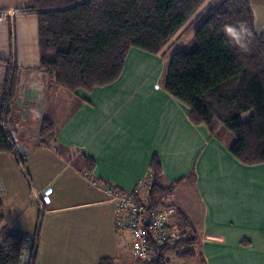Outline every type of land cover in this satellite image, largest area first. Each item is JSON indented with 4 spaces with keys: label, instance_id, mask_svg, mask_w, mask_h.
Returning <instances> with one entry per match:
<instances>
[{
    "label": "crops",
    "instance_id": "0c3cea01",
    "mask_svg": "<svg viewBox=\"0 0 264 264\" xmlns=\"http://www.w3.org/2000/svg\"><path fill=\"white\" fill-rule=\"evenodd\" d=\"M249 2L261 36L264 0ZM28 7L29 0H0L2 69L17 65L12 133L29 147L25 155L14 147L20 159L0 154V201L8 233L38 236L35 264H137L109 190L138 186L154 158L164 186H174L164 204L189 219L205 264H264V164L244 165L205 125L192 123L189 108L162 86L164 58L130 51L109 86L74 95L57 87L40 70L38 17ZM45 119L54 135L43 144L32 134Z\"/></svg>",
    "mask_w": 264,
    "mask_h": 264
},
{
    "label": "trees",
    "instance_id": "16d2710c",
    "mask_svg": "<svg viewBox=\"0 0 264 264\" xmlns=\"http://www.w3.org/2000/svg\"><path fill=\"white\" fill-rule=\"evenodd\" d=\"M214 4L215 8L194 35L196 48L191 52L178 51L166 63L162 86L189 108L192 123L205 125L211 135L227 144L238 161L247 166L261 165L264 164V33L258 36L255 32L249 0H29L28 11L38 17L40 70L57 87L74 95L118 81L134 48L164 58ZM240 22L247 26L251 37L246 50L227 43L226 29ZM4 65L0 60V86L8 73L5 67L2 69ZM17 87L15 78L13 99ZM4 110L2 96L0 154L11 153L18 140L10 132L14 110L10 116V135L4 134ZM246 114L250 115L244 120ZM223 128L233 141L227 140ZM53 135L54 124L42 120L39 142L46 144ZM86 163L87 171L92 173L93 162L86 160ZM149 176L153 186L147 202L165 205L163 198L174 186H164L158 158L153 159ZM175 227L180 235L172 246L154 247L156 259L151 263L140 262L133 256L137 264H167L166 255L172 253L183 261L205 264L198 234L179 210ZM0 239V264H23L28 237L7 232L1 201ZM99 264L115 263L106 258Z\"/></svg>",
    "mask_w": 264,
    "mask_h": 264
},
{
    "label": "built area",
    "instance_id": "2783aa9c",
    "mask_svg": "<svg viewBox=\"0 0 264 264\" xmlns=\"http://www.w3.org/2000/svg\"><path fill=\"white\" fill-rule=\"evenodd\" d=\"M7 65L8 73L4 75L0 86V97L5 98V110L2 120L4 134L8 137V129L12 127L10 116L13 111L12 89L17 68L14 60ZM159 88V85L156 86ZM29 109L22 113V125L27 124ZM40 124L33 136V141H39ZM14 125V124H13ZM13 154L20 157L12 148ZM153 179L148 176L143 182L130 190H109L110 197L116 206V227L131 233L133 239V256L143 263H151L156 259L154 247L172 246L179 238L180 232L175 227L177 209L170 205H151L147 201L152 190ZM1 193V191H0ZM1 197V194H0ZM44 204H50V198L45 196ZM149 219L148 225L145 224ZM38 247V236L27 239L23 264H35Z\"/></svg>",
    "mask_w": 264,
    "mask_h": 264
},
{
    "label": "rangeland",
    "instance_id": "374dc122",
    "mask_svg": "<svg viewBox=\"0 0 264 264\" xmlns=\"http://www.w3.org/2000/svg\"><path fill=\"white\" fill-rule=\"evenodd\" d=\"M218 1H221V0H218ZM255 1V0H254ZM257 3L259 2V0H256ZM212 9L210 10H207L206 13L204 14V16L194 25L192 26L186 33L185 35L179 40V42L176 43L175 47L169 52V54L167 56L164 57V60L166 61V63L168 62V60L171 58V56L178 52V51H184V52H191L193 51L195 48H196V42H195V38H194V35L196 33V31L199 29V27L204 23V21L208 18V16L211 14L213 8H215V4L211 6ZM258 17H261V22L260 24L258 25L259 27V31L260 33L264 31V23H262V20H263V16L261 15H258ZM263 28V29H262ZM146 55V56H153L154 58L157 57L158 59H161V55H152V54H149V53H146L142 50H139V49H132L131 50V53L129 55V57L131 55ZM166 63H165V66L163 68H161V71H164L163 74H165V69H166ZM7 70V67L5 68ZM8 71V70H7ZM161 78H164V75H162ZM2 80V77L0 78ZM250 114H246L244 115V120L248 119ZM25 129H29L28 127H26ZM224 132L223 134L225 136H227V140H231L233 141V137L232 135L227 132L224 128L222 129ZM167 197L163 198V200H165ZM174 253L170 254V255H166V258L169 259L168 263L167 264H196V263H189V262H186V261H183L179 258H177L175 255H173Z\"/></svg>",
    "mask_w": 264,
    "mask_h": 264
},
{
    "label": "clouds",
    "instance_id": "9594fccd",
    "mask_svg": "<svg viewBox=\"0 0 264 264\" xmlns=\"http://www.w3.org/2000/svg\"><path fill=\"white\" fill-rule=\"evenodd\" d=\"M226 32L229 46L236 45L241 50L247 49L251 37L247 26L243 22H240L236 26H229Z\"/></svg>",
    "mask_w": 264,
    "mask_h": 264
},
{
    "label": "water",
    "instance_id": "95a60500",
    "mask_svg": "<svg viewBox=\"0 0 264 264\" xmlns=\"http://www.w3.org/2000/svg\"><path fill=\"white\" fill-rule=\"evenodd\" d=\"M13 136L16 137L14 134H13ZM16 146H17L18 148H20V149H19V152H20L21 155H25V153L29 151V147H27V146H21V145L18 143V141H16ZM148 222H149V219L146 220L145 224L148 225Z\"/></svg>",
    "mask_w": 264,
    "mask_h": 264
}]
</instances>
